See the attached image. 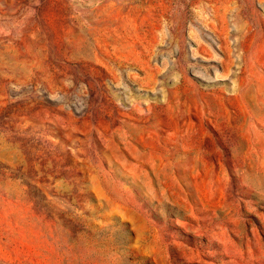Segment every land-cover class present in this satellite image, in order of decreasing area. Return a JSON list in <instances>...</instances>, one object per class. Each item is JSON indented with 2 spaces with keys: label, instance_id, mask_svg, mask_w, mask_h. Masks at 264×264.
Instances as JSON below:
<instances>
[{
  "label": "rangeland",
  "instance_id": "374dc122",
  "mask_svg": "<svg viewBox=\"0 0 264 264\" xmlns=\"http://www.w3.org/2000/svg\"><path fill=\"white\" fill-rule=\"evenodd\" d=\"M0 264H264V0H0Z\"/></svg>",
  "mask_w": 264,
  "mask_h": 264
}]
</instances>
